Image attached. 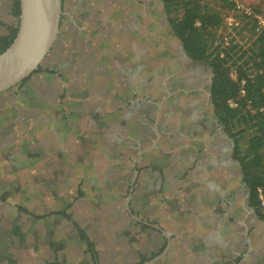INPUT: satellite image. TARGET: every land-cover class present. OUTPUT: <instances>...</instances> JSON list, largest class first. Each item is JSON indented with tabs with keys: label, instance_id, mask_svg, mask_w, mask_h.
<instances>
[{
	"label": "rangeland",
	"instance_id": "rangeland-1",
	"mask_svg": "<svg viewBox=\"0 0 264 264\" xmlns=\"http://www.w3.org/2000/svg\"><path fill=\"white\" fill-rule=\"evenodd\" d=\"M207 1L213 8L219 9L221 6L219 0ZM240 1L244 6L251 7L253 11L264 17V0ZM8 3L9 0H0V34L4 33L6 27L13 23V16L8 12ZM62 11L64 18H62L60 25L59 39L69 40L73 45L78 44V49L81 50V58L75 60L72 58V53H68V50L62 53L57 47L50 54V59L55 66L61 64L63 68L61 72L69 75V77L77 75L86 62L98 65L92 80L90 79L91 82L96 83V91L93 92L95 97L91 96L90 101H87L91 106H104L103 100L112 102L108 95L112 91L110 87L105 90V84L115 85L119 93L122 94L128 91L133 77L136 75V73H131L133 71L131 68L133 67L132 59L136 65H139L136 78L146 82V91L162 84L167 91V94L160 91L159 94L151 96L160 101L158 127L162 133H160V140L158 141L160 143L159 149L156 147L155 151H149V154L146 155V163L148 162L153 167L161 166L165 171L182 175L179 173L180 170L193 164L192 159L197 158V156L182 157L184 153L188 152V149L181 154L180 151L183 148H177L180 141L186 138L210 141L218 139L227 141L229 139L220 133L206 95V88L210 79L209 68L205 64H191L184 59L180 42L174 37L167 25L160 0H63ZM232 11L233 9L229 12L225 9L222 10V14H235L244 29L240 35L236 33L233 36L237 40H243L245 45H249L256 38L250 27L249 21L252 20ZM226 31V28L222 27L218 33L221 34ZM119 40L121 41L120 45L117 43ZM103 55L105 58L102 61L100 57ZM95 56L98 58L96 59ZM41 76L43 75H37L29 84L35 98L40 100L43 94L53 89L54 84L45 81ZM152 77L155 78V82H152ZM84 87L85 84L79 85L74 90V96L83 98L84 92H86ZM30 112L29 114L34 117L36 122L44 121L47 116L55 115L54 111H43L40 106H35ZM82 114L73 115L72 118H76L78 124L85 123L90 118L91 113L88 112L90 116L87 113L82 112ZM93 116L96 114L93 113ZM10 119V123L0 125V191L6 186L12 190L10 200L0 203V230L4 231L10 227L11 223L21 226V230L25 234V242L20 247L19 252H16L17 255L22 256L19 261L20 264H43L44 257H52L55 254L57 255L56 258L62 262L64 260L71 264H90V260H84L80 249L70 253V250H67L69 245L64 246L65 243L56 241L62 236L67 240L70 238V236H65L67 232L65 227L58 230L64 222L60 215L50 217V220H36L34 215L47 216L49 213L54 215L53 212L56 209L68 203L69 199H65L61 195V189L57 187L56 183L63 175H71V178L74 175L77 178L75 174L79 173L81 177L85 175L82 188L86 191L87 198L77 203L74 212L71 211V213L76 217L81 214L86 216L90 210H93L100 215L105 224L107 222L111 227V218L108 212L111 210V202L113 203L114 200L113 192L117 190L114 188H119L120 180L126 175H120L119 170L116 169H109L108 172L102 173L103 167L108 165L109 168L110 166L98 147L100 144L99 136L101 133H106L107 128H99L97 137L95 136L93 139H89L88 136L79 139L81 145L85 143L86 148V150L83 148L80 150L73 140H77V134L80 133L79 136L81 135L79 130L72 134L74 131L71 130L70 132V127L69 129L64 126L53 127L52 124L45 123L39 128L34 127L33 130L35 131L31 135L37 140L33 141V147H31L29 145L31 143L30 134L22 135L19 123L17 124L18 120L9 117ZM113 129L121 128L114 126ZM53 130L61 140L52 134ZM60 148H67L72 151L73 155L70 157L71 163L69 165L61 161L65 160L67 155ZM211 150H215V147H211ZM82 151L86 153L83 154ZM177 153L180 154L176 161L174 155ZM232 153L231 144L229 156L231 165L228 176L230 180L231 216L230 255L238 254L236 252L239 251V248L241 254L243 253L242 244L239 243L240 240H243V235L242 233L239 235L238 231L243 232V224H245L247 227L245 237L252 243L246 252V262L247 264H255V261L251 260L254 256L264 257V225L256 218L253 210L247 206L248 204L245 210L242 208V204L246 203L245 195L247 194L240 179V168L234 161ZM63 156L66 157L63 158ZM77 156H80L77 165L82 164L84 157L86 159L83 169L80 168L79 172L73 163ZM175 162H178L181 167L174 168ZM188 169L192 170L193 167H187L186 170ZM150 170L147 169L146 172H142V175H138L139 179L134 196L139 197L144 194L146 199H150L154 203L150 212H145L149 214L151 222H157L159 218L158 196L154 197L151 193L152 189L157 187L158 181L151 180L153 170H151L152 173ZM37 172L39 174L38 181L35 177ZM128 176L131 177L132 175ZM215 180L217 182V179ZM35 183L42 186L38 192L33 190ZM71 186H75L74 183ZM106 187L113 188L112 191L108 192L111 196L102 198L100 195L108 191L105 190ZM224 187L226 192V179ZM122 202L123 198L120 197L118 200L120 206ZM16 204L32 211L33 216L17 211ZM262 206L264 209L263 204ZM146 217L147 215L144 213L142 218L145 219ZM238 220L243 223L241 226H238ZM46 221H50L49 224L52 227H49L50 232L47 231ZM215 221L221 222L218 215ZM121 225V221L117 224L112 223L111 237H107L103 234L104 231L100 230L98 223L96 224L90 218L89 213L86 222L83 223L85 229L91 233V240L97 242L96 247L102 256V264H121L123 262L133 264L138 259L137 253L146 257L157 251L159 240L156 237L155 239L154 237L146 238V230H143L135 237L137 250L134 252L127 247V253H125L127 255L123 253L125 256L123 259L121 253L114 251L116 244L110 242V239L116 237L114 229L121 227ZM135 227L134 232L138 230L137 226ZM227 232L224 231L219 234H223L224 239H226ZM47 233H53L49 241L46 240ZM121 238L116 237L118 243H122ZM261 238L263 239L261 240ZM214 239L217 242V233H215ZM233 241H235V245ZM216 246L218 245L216 244ZM118 247L123 250L121 244ZM217 252H219L218 249ZM175 253L174 249L172 257H175ZM182 262L183 264H210V261L204 260H183Z\"/></svg>",
	"mask_w": 264,
	"mask_h": 264
},
{
	"label": "trees",
	"instance_id": "trees-1",
	"mask_svg": "<svg viewBox=\"0 0 264 264\" xmlns=\"http://www.w3.org/2000/svg\"><path fill=\"white\" fill-rule=\"evenodd\" d=\"M11 1V15L18 18L19 0ZM219 1L221 6L216 9L207 0H160L167 25L174 37L180 42L187 60L205 64L209 68L210 79L206 88V92L209 94V104L213 108L217 123L232 141V155L240 168V179L245 185V192L247 193V204L253 210L256 218L264 223V209L260 199V196L264 198V115L259 111L264 106V40L262 33L256 31L253 21L249 22L256 38L249 45H245L243 40H237L234 37L236 33L240 35L243 31L244 26L242 27L241 23L237 27L226 29V32L218 33V30H222V27L225 28L223 18L226 14H222V10L226 9L229 12L234 8L233 2L230 0ZM61 22L62 16L60 25ZM16 32V26H9L4 34L0 35V53L10 45ZM224 37H226V40H224ZM120 40L117 42L118 45L121 43ZM57 42L55 48L58 47L57 49L62 53L68 50L69 54L72 53L73 59L78 60L81 58V50L78 49V44L73 45L71 41H64L61 38ZM104 56L100 57L102 61L105 58ZM97 66L95 63L93 65L88 62L84 63L77 75L65 80L58 94L53 95V93H50L48 95V91L43 94L41 100L35 98L31 86L26 83L29 78L23 80L12 92L14 95L10 93L4 98L3 105L0 106V125L10 123L11 119L9 120V117L16 118L21 129L20 133L29 135L33 132L34 127L39 128L45 123L59 125L61 123L68 124L67 120L69 122L75 120L73 118L70 120V118L73 115H79L77 112L84 109V104L82 106L81 103H85L88 97L87 94L96 91V83L91 82V80ZM135 67L133 71L137 76ZM61 69L63 68L61 67ZM61 69L39 66L34 74L43 75L41 77L45 81L52 82L56 78L55 75L60 79L64 77V73H59ZM232 72L235 73V78L231 77L230 73ZM242 81L243 84H241ZM81 84H85L84 90L86 92H84V99L80 100V96H74L73 90H76ZM59 86H61L60 83ZM104 87L107 90L109 89L107 87L112 88L115 86L105 84ZM137 87L136 82L132 88L135 91L134 97L137 95ZM241 90H243V93H241ZM229 100L233 101L235 106H231L228 103ZM141 102L142 100H138L131 107V102L127 101L125 106L116 105L115 109L108 105L106 111H102L101 107L96 116L87 121V124L98 125L99 123L100 126H103L106 123L118 120L124 127V133L122 134L124 139H122L121 146L128 147L127 140H139L142 146L146 148V118H148L146 115L150 112L147 111L150 106H143ZM35 106H40L43 111H54L55 115L47 116L44 121L36 122L34 117L29 114ZM123 109H128V114L120 115ZM87 136L91 138L93 135ZM30 138H32L31 135ZM83 149L86 150L85 146ZM118 152L121 153L120 150ZM103 153L108 159L115 157L114 151H110V154L104 150ZM125 155H128V158L131 159L133 154L129 151ZM76 169L79 170L78 167ZM147 169L150 170V165H146ZM156 169L158 168H153V170ZM158 178L159 175H151V180L158 181ZM11 192L12 190L8 186L4 187L0 191V202L10 200ZM157 192L158 188L155 187L152 189L151 194L157 196ZM77 195L79 197L83 196L84 191L78 190ZM16 208L19 212L33 216L32 211L24 206L16 204ZM53 213L59 214L67 220L70 219L64 209ZM34 217L42 218V216L37 215H34ZM8 228L10 235L16 236L19 239V244L23 245L25 234L21 231V226L15 225ZM76 228L80 240L85 243L86 251L96 261L97 251L94 243L81 228L77 225ZM164 246L160 247L157 253L151 254L149 259L142 260L138 264L157 256ZM12 249L13 244L11 242L0 240V264H19L17 258L11 253ZM239 259L240 257L235 258L234 264H237ZM45 263L47 262L45 261Z\"/></svg>",
	"mask_w": 264,
	"mask_h": 264
},
{
	"label": "crops",
	"instance_id": "crops-1",
	"mask_svg": "<svg viewBox=\"0 0 264 264\" xmlns=\"http://www.w3.org/2000/svg\"><path fill=\"white\" fill-rule=\"evenodd\" d=\"M162 9V8H161ZM71 78V77H69ZM54 83L53 87H57L56 84L61 82L58 79H54L52 81ZM132 83V82H131ZM115 86V85H112ZM112 93H109L112 102L108 100H103L105 105L94 107L89 104L91 96L95 97V93H89L87 94V98L85 100V103H81L84 109H82L79 115L83 113L90 112L92 118L93 113L97 114L99 109L102 107V111H106V108L108 105L111 107L116 108V105H121L122 107L126 105V102L131 100L133 98V93H128V91L122 93H119V90L116 87H110ZM128 89V88H127ZM126 89V90H127ZM106 90V88H105ZM117 90V92H116ZM74 93V90H73ZM73 95V94H72ZM85 97V95H84ZM84 97H79L80 100L84 99ZM129 109V108H128ZM128 109H123L120 115L128 114ZM93 113H92V112ZM100 111V112H102ZM214 114V113H213ZM83 115V114H82ZM73 117V116H72ZM70 118V120L72 119ZM89 118V119H90ZM75 120H72L70 122H67L68 124L61 123L59 125H53V127L58 126H64L69 131L73 130L72 134L76 133L77 130L81 132V135H76L77 140L73 139L75 141L76 146L78 149L83 150L82 148L85 146V143L81 145V142L79 139H81L84 136L87 135H93L91 138L93 139L95 136L97 137L99 128L106 129V133H101L99 136V142L98 145L101 153L104 155L103 151L106 152L114 151V158L113 159H107L109 162V168L106 165L103 167V172H108L109 169H116L119 170L120 175H126V177L122 178L119 182V188L116 191L113 192V203L111 202V210L108 212L109 217L111 218V227L109 224H106L101 220L100 215L90 210L88 213L90 214V218L98 223L100 226V230L104 231L103 234L107 237H111V228L112 223L117 224L119 221H121L122 225L121 227L115 228V236L119 239H122V243H118V240L116 237H113L110 239V242L116 244L115 252L121 253V256L124 257L123 253H127L126 249L134 250V252L137 250V243L135 241V237L143 230H146V238L156 237V239L159 240V245L157 248V251L160 247L163 245L164 248L162 251L157 255L158 258L152 260L151 263H147L148 261L143 262L142 264H183V260H204V261H210V264H234V259L237 257H240L239 262L237 264H247V257L246 252L248 250V246H250L251 240L248 241L246 239V233H247V227L245 224L241 222V220H238L237 223L238 226H241L243 224V232H239L238 234L243 235V240L239 241L240 244H242V254L241 249L239 248V251H237L236 255L231 256V216H230V165H231V159H230V147L232 144L231 139L229 136L223 131V129L218 124V129L220 130V133L222 136H226L229 139L227 141L224 140H193V139H185L183 141H180L179 146L177 148H183L181 149L180 153L186 152L188 149V152L184 153L182 157H190L191 155H196L197 158H193V164L185 166L182 170H180L179 173L182 175H178V173L175 172V174L171 173L170 171H165L161 166L157 167L158 169L153 170V166H151L148 162L146 163V155L149 154V151L152 152L155 151L156 147L160 146V143L158 141L160 140V127H158L159 137L156 139V144L151 147V139L152 137L148 136L146 133V148L142 146V144L138 141H131L127 140L128 147H122V139L123 137V125L120 121H112L110 123H106L103 126L98 125H90L87 124L86 120L85 123L82 122V124L77 123V119L73 118ZM217 121V120H216ZM78 124V125H77ZM114 126H119L121 129H113ZM160 129V130H159ZM55 130V129H54ZM54 130L52 131L56 136ZM35 131V130H33ZM87 132V134H85ZM121 134V135H120ZM31 135V134H30ZM116 135V136H114ZM79 136V137H78ZM32 137V135H31ZM58 138V137H57ZM59 140L60 137L58 138ZM90 139V138H89ZM37 138L34 139V137L31 138V147H33V141L35 142ZM41 144V142H40ZM212 144V145H210ZM215 147V150H211V147ZM149 147V149H148ZM65 154L67 155V158L65 160H61L62 162H66V164L71 163V155L72 151H70L67 148H60ZM104 149V150H103ZM143 150L142 153H139V150ZM103 150V151H102ZM120 150L121 153L118 152ZM123 151V152H122ZM129 151L133 154L131 156V159L128 158V155L125 154ZM83 152V151H82ZM86 152H83V154ZM163 153V152H162ZM177 153L174 155L175 160L177 161L179 158V154ZM111 154V153H110ZM140 156V158H139ZM66 156H63V158ZM80 156H77L73 161L74 166L83 169L84 161L86 160L85 157L82 161V164L75 165L79 162ZM62 159V158H61ZM140 160V161H139ZM139 161V162H137ZM110 162H112L110 164ZM146 165H150V169L153 170V175H159L158 178V206H159V218L157 222H151L149 219V214L147 212H150V209L153 207V204L151 200L149 201L146 199V195L142 194L139 197H135V188L138 183V175H142V172H146ZM180 164L178 162L174 163V168H180ZM187 167H193L192 170L188 169ZM141 168L140 170H138ZM79 170L77 172H79ZM190 170V171H189ZM77 176L72 178L68 175H63V177L58 180L56 183L57 187L61 189V195L66 199H69L68 203L64 204L63 207L56 209L62 210L64 209L65 213L69 216L70 219H65L63 216L62 225H60L58 230H62L61 228H66L65 236H70V238L67 240L65 237H60L56 241L65 243L64 246L69 245L67 247V250H70L69 252H74L75 250L80 249L82 253V257H84V260H93L89 252L86 251V246L83 241L79 238V233L76 228V225L81 228L89 237L91 240V233L85 229L83 226V223L86 222V216L80 215L77 216L72 214L75 210V206L77 203L81 202L85 198H87L86 191L82 188L83 184V177L79 176V173L75 174ZM128 175H132L129 177ZM146 175V173H145ZM174 175V177H173ZM177 175V177H175ZM226 175V178H225ZM36 181H38L39 174L35 175ZM48 180H50L47 177ZM133 179V180H132ZM217 179V182L216 180ZM225 179L227 183V189L225 192ZM74 183L75 186H71ZM134 183V184H133ZM166 186V187H164ZM42 186L38 183L34 184L33 190L34 192H38V190ZM131 188V191H130ZM243 188L245 189V185L243 184ZM113 188L106 187L105 190L106 193L101 194L102 198L110 197L111 195L108 194L110 190L112 191ZM82 190L84 191L83 196H78L77 191ZM218 191V192H216ZM226 193V197H225ZM129 195V197H128ZM123 198L122 205L118 203L119 198ZM128 197V198H127ZM155 197V196H154ZM101 198V197H100ZM101 198V200H102ZM245 201L246 203L242 204V208L245 210L247 205V195H245ZM1 203V202H0ZM241 207V205H240ZM147 211V212H145ZM146 213L147 217L144 219L142 218L143 214ZM59 214H51L49 215H43L42 218H36V220L40 219H46L50 220L49 218L58 216ZM221 222H216L215 219L217 218ZM226 219V222H225ZM261 222V221H260ZM50 221H46L47 225V231H49L50 228ZM263 223V222H262ZM75 224V225H74ZM156 225V228L151 227L150 225ZM17 225L16 223L11 226ZM264 225V223H263ZM10 226V227H11ZM138 228L137 231L134 232L136 227ZM50 227V228H49ZM56 230V231H58ZM22 231V230H21ZM163 231L168 233L169 238L167 239L163 235ZM224 231H228L227 238L224 239L223 234L220 235L219 233H223ZM23 232V231H22ZM50 232V231H49ZM113 232V231H112ZM24 233V232H23ZM215 233L218 235L217 242L214 239ZM50 234V235H49ZM134 234H136L134 236ZM53 233H47V241H49L52 237ZM154 235V236H153ZM157 235V236H156ZM9 241L13 244V249L11 250V253L15 258H17L18 263L22 256L17 255L16 252H19L20 247L22 245L19 244V239L16 236H12L9 233V228L3 230H0V240ZM263 238H261L262 240ZM92 241V240H91ZM25 242V241H24ZM95 246V250L97 251V259L99 261V264L101 263L102 256L99 254V250L97 249V242L94 240L92 241ZM242 242V243H241ZM69 243V244H68ZM215 243V245H214ZM121 244L123 246V250L119 249L118 245ZM216 244L218 246H216ZM233 244L235 245V241H233ZM147 249V248H146ZM175 249V257H172V252ZM217 249L219 252H217ZM157 251H154L153 253H156ZM245 252V253H244ZM152 253V254H153ZM127 255V254H125ZM56 254L52 255V257H44L43 258V264H45V261L47 263H64L65 261H59L56 258ZM155 256V257H157ZM151 257V253L148 256H144L141 253H137V260L133 264H138L142 262V260L149 259ZM259 255L254 256L251 260L255 261V264H264V257H260ZM63 258V257H62ZM57 260V261H56ZM51 261V262H48ZM67 264H71L66 262ZM65 263V264H66ZM20 264V263H19ZM121 264H131V263H121ZM193 264V263H192Z\"/></svg>",
	"mask_w": 264,
	"mask_h": 264
},
{
	"label": "water",
	"instance_id": "water-1",
	"mask_svg": "<svg viewBox=\"0 0 264 264\" xmlns=\"http://www.w3.org/2000/svg\"><path fill=\"white\" fill-rule=\"evenodd\" d=\"M62 14V0H19V16L18 18L12 17L15 26L17 27V32L10 45L0 53V106L3 105L4 98L14 92L15 87H17L23 80L29 78L26 83L30 84L33 78H36L37 75L34 73L39 66L49 67L51 69L58 67L61 69V64H57V66L52 64L50 54L53 52L56 44L58 43L57 41L61 31L60 19ZM180 49L183 56L186 57L181 44ZM133 60L134 59L131 60V64L133 65L131 68L134 70L135 62ZM189 62L194 63L191 61ZM138 69L139 65L135 67V70ZM59 73L62 72L60 71ZM131 73L135 74L134 71ZM63 76L64 77L62 79H60L57 75L54 76L56 77L55 79L61 81V86L52 87L53 89H50L47 93L48 95L50 93H53V95L59 93L62 85L65 83V80L69 79V75L65 73ZM136 77L137 76L134 75L132 83L129 87V93H133L134 95L135 91L132 88L136 82L138 84V89L136 90L137 95L135 97L133 96L134 99L132 98L129 100L131 102L130 106L132 107V104H135L138 100H142L141 104L143 106H150L147 109V111L150 112L146 115L148 117L146 118V133L148 136L152 137L151 147H153L156 144V139L159 137L157 126L160 119V101H157L151 96L159 94L160 91L167 94V91L165 90L163 84L157 88L146 91V82L144 83V80ZM154 80L155 78H153L152 82H155ZM12 95H14V93H12ZM206 95L209 97L208 92H206ZM142 151V149L139 150V153L141 154ZM150 226L157 229L156 225L151 224ZM162 233L164 237L167 239L169 238L167 232L163 231ZM156 258H158V256L154 257L152 260ZM152 260L147 263H151Z\"/></svg>",
	"mask_w": 264,
	"mask_h": 264
},
{
	"label": "built area",
	"instance_id": "built-area-1",
	"mask_svg": "<svg viewBox=\"0 0 264 264\" xmlns=\"http://www.w3.org/2000/svg\"><path fill=\"white\" fill-rule=\"evenodd\" d=\"M230 1L233 2V7H234L232 12H235V13L237 12L243 15L244 17L250 18L255 24L256 31H259L260 33H262V37L264 40V17L260 13L253 11L251 7L244 6L240 0H230ZM239 25H240V21L237 19L235 14H232V13L228 14L223 18V26L227 30L237 27ZM224 40H226V37H224ZM230 75L232 78H235L234 72L230 73ZM241 84H243V81L241 82ZM241 93H243V90H241ZM228 103L231 106H235V103L231 100H229ZM259 111L264 115V106L260 108ZM260 199L262 201V204L264 205V198L260 196Z\"/></svg>",
	"mask_w": 264,
	"mask_h": 264
},
{
	"label": "flooded vegetation",
	"instance_id": "flooded-vegetation-1",
	"mask_svg": "<svg viewBox=\"0 0 264 264\" xmlns=\"http://www.w3.org/2000/svg\"><path fill=\"white\" fill-rule=\"evenodd\" d=\"M8 5H9V7H8V8H9V11H8V12L11 14V12H10V11H11V7H12V1H11V0H9ZM11 16H12V15H11ZM13 18H14V17H13ZM62 18H64V15H63V14H62ZM9 26H15L14 20H13V23H12V24H10V25H8V26L6 27V29H7ZM2 34H4V33H1L0 35H2ZM184 59L187 60L186 57H184ZM187 62L190 63L189 60H187ZM191 64H192V63H191ZM194 64H197V63H194ZM246 194H247V193H246ZM247 206H248V205H247ZM248 207H249V206H248ZM244 253H245V252H244ZM97 257H98V256H97ZM48 262H51V261H48ZM65 263H66V262H65ZM233 263H234V262H233ZM91 264H99L98 259H96V261H95V260H92V261H91Z\"/></svg>",
	"mask_w": 264,
	"mask_h": 264
}]
</instances>
